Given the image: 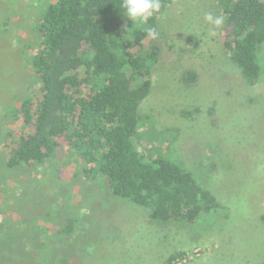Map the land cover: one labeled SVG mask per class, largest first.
<instances>
[{
	"label": "rangeland",
	"instance_id": "obj_1",
	"mask_svg": "<svg viewBox=\"0 0 264 264\" xmlns=\"http://www.w3.org/2000/svg\"><path fill=\"white\" fill-rule=\"evenodd\" d=\"M54 1L0 0L3 233L15 223L20 239L37 222L58 230L73 218L77 253L86 255L81 264H166L179 253L188 257L182 264H264V45L263 75L250 86L222 47L221 29L209 35L204 14L218 15L219 0H173L158 18L157 40L149 42L160 43L162 56L135 142L146 157L165 156L190 172L223 205L226 219L157 224L147 210L112 197L96 173L84 175L65 150L56 160L59 179L53 168L4 169V137L18 132L21 104L39 88L29 61L39 43L38 20ZM187 71L198 75L195 83L184 81ZM4 240L1 258L29 247H14L13 236Z\"/></svg>",
	"mask_w": 264,
	"mask_h": 264
},
{
	"label": "trees",
	"instance_id": "obj_2",
	"mask_svg": "<svg viewBox=\"0 0 264 264\" xmlns=\"http://www.w3.org/2000/svg\"><path fill=\"white\" fill-rule=\"evenodd\" d=\"M172 2L161 0L160 13L136 27L121 14L122 0L49 4L38 20L39 43L29 61L39 88L21 104L18 132L4 137V169L53 168L59 179L56 160L65 150L84 175L96 173L112 197L147 210L157 224L226 219L223 205L190 172L165 156L146 157L135 142L141 106L162 56L146 28L158 33V18ZM218 6L225 17L222 47L246 84L255 86L263 75L264 0H219ZM183 77L188 83L198 80L193 71ZM77 223L67 218L57 230L37 222L24 240L15 235V223L7 233L0 229L3 240L15 238L14 247L29 246L17 257L3 254L9 258L5 264H81L86 255L77 253L73 241ZM181 256L172 255L166 264Z\"/></svg>",
	"mask_w": 264,
	"mask_h": 264
},
{
	"label": "clouds",
	"instance_id": "obj_3",
	"mask_svg": "<svg viewBox=\"0 0 264 264\" xmlns=\"http://www.w3.org/2000/svg\"><path fill=\"white\" fill-rule=\"evenodd\" d=\"M120 8L121 14L131 20L134 27L146 26L156 14L160 13L161 0H122ZM204 20L210 26L209 35L215 36L217 30L222 28L225 17L208 12L204 14ZM146 33L151 39H156L158 36L155 27H147Z\"/></svg>",
	"mask_w": 264,
	"mask_h": 264
},
{
	"label": "built area",
	"instance_id": "obj_4",
	"mask_svg": "<svg viewBox=\"0 0 264 264\" xmlns=\"http://www.w3.org/2000/svg\"><path fill=\"white\" fill-rule=\"evenodd\" d=\"M187 256L186 257H184V258H182V259H178L176 262V264H182V263H185L186 261H187Z\"/></svg>",
	"mask_w": 264,
	"mask_h": 264
}]
</instances>
